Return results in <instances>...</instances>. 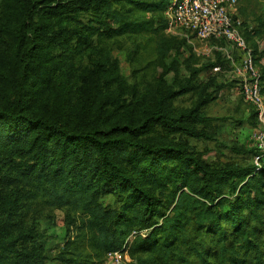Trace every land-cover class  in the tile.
Masks as SVG:
<instances>
[{
  "label": "trees",
  "instance_id": "16d2710c",
  "mask_svg": "<svg viewBox=\"0 0 264 264\" xmlns=\"http://www.w3.org/2000/svg\"><path fill=\"white\" fill-rule=\"evenodd\" d=\"M170 1L55 0L41 8L37 0H9L19 23L5 31L26 64L51 19L58 23L57 39H66L71 28L84 39H144L155 45L160 62L190 66L194 46L167 33ZM239 14L250 12L240 7ZM243 22L247 41L249 34L264 32V21L258 28ZM49 34L39 41L51 40ZM199 71L191 69L193 75ZM0 75L6 77L2 70ZM261 86L264 95V70ZM175 93L158 92L153 113L134 127L34 113L22 95L1 106L0 264H45L42 232L27 223L35 211L31 199L38 197L72 210L70 224L85 231L79 236L85 243H65L59 264H95L124 246L134 257L129 264H264V163L217 164L186 146L148 139L149 130L162 126L201 135L192 130L208 121L201 104L178 116L166 112L165 101ZM252 116L257 124L255 109Z\"/></svg>",
  "mask_w": 264,
  "mask_h": 264
},
{
  "label": "rangeland",
  "instance_id": "374dc122",
  "mask_svg": "<svg viewBox=\"0 0 264 264\" xmlns=\"http://www.w3.org/2000/svg\"><path fill=\"white\" fill-rule=\"evenodd\" d=\"M37 1L41 8L55 2ZM240 7L250 12L249 15H239L253 27L258 28L264 21V0H238V13ZM18 23L9 0H0V70L6 75H0V107L22 95L34 113L61 116L63 121L71 123L85 121L101 126L124 124L134 127L153 113L158 92L165 95L177 92L166 99V112L178 116L201 104V113L208 121L192 127L201 135L162 126L149 130L148 139L183 145L203 159L233 166L255 164L257 154L264 152L259 123H253L254 107L241 93L240 75L213 46L229 47L227 42L193 40L194 43L189 44H194L197 49L189 61L190 66L187 62L177 66L171 63V59L160 62L155 45L144 39H84L72 28L66 39H57L54 35L58 33V23L46 19L47 30L36 37L40 47L33 49L32 44L27 45L31 49L26 64L15 55L13 35L5 31L6 28H15ZM47 32H50L47 37L51 40L39 41ZM248 42L255 49L254 61L262 72L264 32L249 34ZM79 48L83 52L79 53ZM187 56L185 53L183 60ZM216 62L220 68L217 71L210 65ZM191 69L200 71L193 75ZM31 200V211H35L27 223L33 222L42 232L39 242L44 247L45 264H59L56 257L65 243L75 238L85 243L87 238L79 237L85 231L77 227L79 223L70 224L74 217L72 210L51 206L45 198ZM77 216L81 215L75 214ZM18 233L19 230L14 235ZM124 248L121 256L124 263L129 264L134 257L129 256ZM85 250L89 252L91 248L87 245ZM108 257L109 254L100 262L95 259V264H108Z\"/></svg>",
  "mask_w": 264,
  "mask_h": 264
},
{
  "label": "built area",
  "instance_id": "2783aa9c",
  "mask_svg": "<svg viewBox=\"0 0 264 264\" xmlns=\"http://www.w3.org/2000/svg\"><path fill=\"white\" fill-rule=\"evenodd\" d=\"M238 0H171L166 9L167 31L174 36L207 42L225 40L229 47L214 44L222 51L240 75V89L246 102L253 105L262 137L264 151V95L261 72L254 61L253 48L244 35L245 25L237 13ZM194 50L196 46L193 44ZM215 71L219 67L214 68ZM236 71V72H237ZM262 154H257L255 164L262 163ZM134 233V232H133ZM109 254L108 264H125L121 250Z\"/></svg>",
  "mask_w": 264,
  "mask_h": 264
},
{
  "label": "crops",
  "instance_id": "0c3cea01",
  "mask_svg": "<svg viewBox=\"0 0 264 264\" xmlns=\"http://www.w3.org/2000/svg\"><path fill=\"white\" fill-rule=\"evenodd\" d=\"M237 13H238V5H237Z\"/></svg>",
  "mask_w": 264,
  "mask_h": 264
}]
</instances>
